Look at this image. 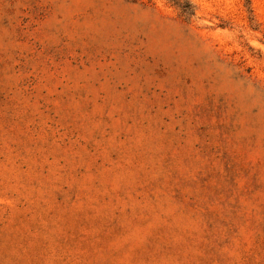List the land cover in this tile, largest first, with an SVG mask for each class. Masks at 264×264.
Here are the masks:
<instances>
[{"label": "rangeland", "instance_id": "obj_1", "mask_svg": "<svg viewBox=\"0 0 264 264\" xmlns=\"http://www.w3.org/2000/svg\"><path fill=\"white\" fill-rule=\"evenodd\" d=\"M0 0V264H264V0Z\"/></svg>", "mask_w": 264, "mask_h": 264}, {"label": "trees", "instance_id": "obj_2", "mask_svg": "<svg viewBox=\"0 0 264 264\" xmlns=\"http://www.w3.org/2000/svg\"><path fill=\"white\" fill-rule=\"evenodd\" d=\"M177 9H179L183 16L190 19L195 16V6L190 0H167Z\"/></svg>", "mask_w": 264, "mask_h": 264}]
</instances>
